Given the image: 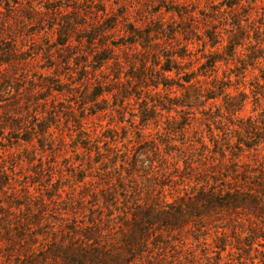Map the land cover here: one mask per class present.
<instances>
[{
    "label": "trees",
    "instance_id": "trees-1",
    "mask_svg": "<svg viewBox=\"0 0 264 264\" xmlns=\"http://www.w3.org/2000/svg\"><path fill=\"white\" fill-rule=\"evenodd\" d=\"M219 3L224 10L213 13L228 9L230 17L223 27L216 22L227 16L205 18L202 31L196 25L182 31L131 24L129 40L120 43L108 38L115 23L98 24L88 40L74 35L78 23H56L61 50L72 52L74 37L76 43L87 40L86 73L119 79L129 71L125 88L117 87L112 98L122 95L123 105L136 96L143 127L167 112L160 132L171 141L138 150L143 141L137 140L125 158L97 159L103 154L93 144L97 134L84 127L83 117L74 119L75 147L89 160L76 164L80 174L70 186L81 189L80 196L58 202L33 200L26 192L20 201L6 191L9 181L0 180V264H264V0ZM194 42L200 48L189 46ZM60 77L54 72L37 79L24 111L18 98L0 111L6 132L0 140H36L40 152L47 141L53 145L55 97L64 90L72 94ZM86 77L75 84H91ZM99 86L80 99L83 111L114 92L105 82ZM145 89L151 98L141 95ZM248 103L251 111L244 114Z\"/></svg>",
    "mask_w": 264,
    "mask_h": 264
},
{
    "label": "rangeland",
    "instance_id": "rangeland-1",
    "mask_svg": "<svg viewBox=\"0 0 264 264\" xmlns=\"http://www.w3.org/2000/svg\"><path fill=\"white\" fill-rule=\"evenodd\" d=\"M220 1L0 0V76L3 77V80H0V91L5 92L0 94V99H2L0 111L3 108L6 110L7 104L12 103L11 100L16 98L19 103H22L24 111L26 106L23 103L30 99L29 92L32 89V84L37 82V79L54 72L61 73L60 78L64 82V89L72 92L71 94L64 90L62 96L58 94L55 97V111L59 113L56 118L57 127L53 129L55 140L53 145L47 141L49 145L43 152L34 148L33 144H37L36 140L31 143L21 140L15 142L13 138L9 142L0 140V147L3 149L0 152V180H7L10 183L6 186V191L12 195L15 194L20 201L24 199L21 195L26 192L30 195L29 197L25 196L33 200L38 197L45 199L51 197V199L56 198L58 202H67L69 199L80 196L81 189H70V186L73 185V178L80 174V168L78 169L76 164H79L80 160L85 163L89 161L85 156H82L83 149L75 147L74 139L79 129L78 126L73 125V120L80 119V117H83L84 127L97 134L94 138L99 142L93 141V144L95 146L97 143L98 149L100 148L103 152V154L95 156L97 159L103 157L125 158L131 144L137 140L143 141L140 142L141 146H138V150L143 147L154 149V144H158L160 140L171 141L170 136L160 132L163 131L162 123L166 120L164 118L167 116V112L157 114V117L146 122V126L143 127L140 125L141 122L138 124L139 113L136 96L130 98L127 101L129 103L123 105L122 100H119L122 95L118 94V99L112 98V95L117 93V87L125 88L124 83L127 76L124 74L128 70L124 69L119 79L110 72L86 73L87 70L84 69L87 68L84 67V64L90 65L91 58L86 55L89 49L86 41L92 36L93 29H97L98 24L103 26L115 23V32L108 37L114 43L129 40L130 37L127 35L130 36L129 26L131 24L139 29H157L159 27L164 30L165 26L172 30L177 28L182 31H188L190 26L196 25L202 31L205 26V18L211 19L214 16L218 21L227 16L225 21L216 22L220 27H223L224 24L230 22V17L226 14L228 9L223 12V15L213 13L215 10H224L223 6L219 5ZM228 1L231 0H225V2ZM61 20L74 21L73 24L78 23V31L74 35L76 37L87 36L86 39L88 38L87 40L83 38L81 43H76L74 37L72 52H66L65 48L61 50L56 44L59 40L56 23ZM195 20L197 21L194 24ZM179 38L182 41L183 35L180 34ZM176 43L180 44L176 41L172 43L173 46L177 45ZM189 46L198 49L200 42H194ZM135 53L132 51L131 56L134 57ZM197 54L200 55V52ZM8 60L9 63H5ZM223 69L224 66L221 65L219 76L223 73ZM256 74H258L257 70L254 71V75ZM82 76H88L86 78L91 84H75V81ZM251 78L253 75H248L247 79ZM171 81L178 84L183 83L177 78ZM247 81L246 90H249ZM100 82H105L107 87L112 88L113 94L108 95L109 99L105 103L100 102L98 97L99 99H97L96 105L91 107L92 109L83 111L80 99L95 92ZM130 82L133 81L130 80ZM186 85L184 83V86ZM103 88L100 87L99 90ZM19 90L20 93H18ZM133 90L137 95L139 94V90ZM157 90L164 93L162 86ZM172 90L176 92V95H180L176 87ZM51 93L55 94V92ZM141 93L148 97L147 99L153 96L147 89ZM35 96H31V98H35ZM10 106L9 104L8 107ZM40 108L39 106L38 109ZM102 108L103 110H99ZM250 111L251 106L248 103L243 113L249 114ZM172 114L174 115V112ZM188 131L189 135L194 134L192 127H189ZM0 133L4 135L6 132L3 133L0 127ZM110 135H114L113 141L110 140ZM142 159L145 160V158ZM94 174L98 175V173ZM3 198L4 195L0 194V200Z\"/></svg>",
    "mask_w": 264,
    "mask_h": 264
}]
</instances>
